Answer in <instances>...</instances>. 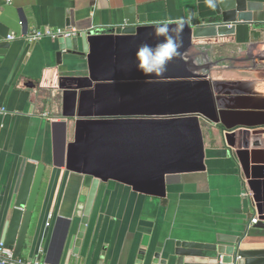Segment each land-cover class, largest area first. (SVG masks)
I'll return each mask as SVG.
<instances>
[{
  "label": "crops",
  "instance_id": "obj_1",
  "mask_svg": "<svg viewBox=\"0 0 264 264\" xmlns=\"http://www.w3.org/2000/svg\"><path fill=\"white\" fill-rule=\"evenodd\" d=\"M251 1L262 5L255 15L264 21V0ZM130 11L140 20L138 25L178 18L198 25L213 14L205 0H0V107L5 109L0 114V243L22 166H46L34 213L40 226L28 237L23 262L40 257V264L56 259L57 264H136L143 254L164 258L177 242L229 244L264 234L249 225L255 216L250 199L242 196L238 164L222 142L219 126L224 125L201 122L204 171L171 177L164 198L114 181L100 183L84 238L78 253L72 254L69 239L79 226L76 213L83 202L84 178L52 166L54 142L62 132L57 88L61 76L86 75V61L64 56L58 62L54 39L34 43L25 36L33 30L113 29L126 24ZM252 31L259 35L253 37ZM263 55L264 29L255 26H239L230 38L198 40L185 55L193 69L217 84L219 110L226 116L221 121L239 128L233 131L236 143L261 140V149L264 95L254 91V85L264 81ZM239 113L253 116H232ZM73 131L71 123L67 141H72ZM67 220L69 235L61 248Z\"/></svg>",
  "mask_w": 264,
  "mask_h": 264
},
{
  "label": "water",
  "instance_id": "obj_2",
  "mask_svg": "<svg viewBox=\"0 0 264 264\" xmlns=\"http://www.w3.org/2000/svg\"><path fill=\"white\" fill-rule=\"evenodd\" d=\"M262 8L251 0H217L213 14L201 24L187 22L182 32L172 33L183 41V47L162 76L145 75L138 69V48L145 43L155 47L164 38L155 34V25H138L140 20L132 17L131 11L124 26L54 39L58 62L64 56L86 61V75L61 76L57 88L62 132L54 142L52 166L84 178L83 202L76 213L79 226L69 239L73 255L84 238L100 183L114 181L134 192L164 198L171 177L204 171L201 122L224 125L219 126L222 142L238 164L243 191L251 193L252 213L257 218L253 228L264 232L263 143H236L233 131L239 128L221 121L226 116L219 110L217 84L210 83L206 73L193 69L189 58L185 61L186 53L198 40L230 38L239 26L264 29L262 17L255 15ZM251 35L259 34L252 31ZM260 116L264 134V106ZM71 123L73 139L67 141ZM45 170L42 163H24L20 170L1 242L18 259L33 228L39 230L34 213ZM70 224L67 220L61 248L68 239ZM245 238L229 244L177 242L164 258L157 253L143 254L136 264H264V234ZM51 264H57V259Z\"/></svg>",
  "mask_w": 264,
  "mask_h": 264
},
{
  "label": "clouds",
  "instance_id": "obj_3",
  "mask_svg": "<svg viewBox=\"0 0 264 264\" xmlns=\"http://www.w3.org/2000/svg\"><path fill=\"white\" fill-rule=\"evenodd\" d=\"M205 5L210 9L217 7V0H205ZM155 25V34L163 37V41L152 47L148 44H142L136 53L138 69L145 75L162 76L167 71V65L174 58L181 55L180 49L183 47V41L178 35L183 31L187 21L183 18L166 19L153 22ZM176 25V28H171ZM254 91L264 95V81L254 85Z\"/></svg>",
  "mask_w": 264,
  "mask_h": 264
},
{
  "label": "built area",
  "instance_id": "obj_4",
  "mask_svg": "<svg viewBox=\"0 0 264 264\" xmlns=\"http://www.w3.org/2000/svg\"><path fill=\"white\" fill-rule=\"evenodd\" d=\"M10 0H7L9 2ZM78 34V32L74 30H64V29H56L52 31L42 32L38 30H33L32 32L28 33L25 36V40L29 42H36L44 37H48L51 39H56L58 37H71ZM9 40H13V36L8 37ZM262 60L264 61V55L261 56ZM5 113V109L0 107V114ZM242 196L245 198H251V193L248 190H244L242 192ZM257 224V218L253 217L250 220L249 225L253 226ZM0 264H40L39 262L35 261L34 263L23 262L21 259L15 258L13 254V250L4 246L3 243H0Z\"/></svg>",
  "mask_w": 264,
  "mask_h": 264
}]
</instances>
